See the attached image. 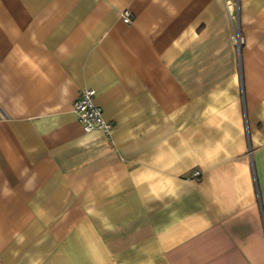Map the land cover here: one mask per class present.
Listing matches in <instances>:
<instances>
[{
	"label": "crops",
	"instance_id": "0c3cea01",
	"mask_svg": "<svg viewBox=\"0 0 264 264\" xmlns=\"http://www.w3.org/2000/svg\"><path fill=\"white\" fill-rule=\"evenodd\" d=\"M0 264H264V0H0Z\"/></svg>",
	"mask_w": 264,
	"mask_h": 264
},
{
	"label": "built area",
	"instance_id": "2783aa9c",
	"mask_svg": "<svg viewBox=\"0 0 264 264\" xmlns=\"http://www.w3.org/2000/svg\"><path fill=\"white\" fill-rule=\"evenodd\" d=\"M123 21L126 24L132 23V15L125 12ZM75 111L86 132L101 130L108 136L111 135L113 126L103 118L101 109L95 103V92L93 90H85L79 95L75 102ZM199 176V171H195L192 174L194 178Z\"/></svg>",
	"mask_w": 264,
	"mask_h": 264
}]
</instances>
